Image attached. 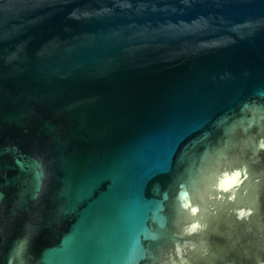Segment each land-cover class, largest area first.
<instances>
[{
  "label": "water",
  "instance_id": "95a60500",
  "mask_svg": "<svg viewBox=\"0 0 264 264\" xmlns=\"http://www.w3.org/2000/svg\"><path fill=\"white\" fill-rule=\"evenodd\" d=\"M0 264H264V0H0Z\"/></svg>",
  "mask_w": 264,
  "mask_h": 264
}]
</instances>
